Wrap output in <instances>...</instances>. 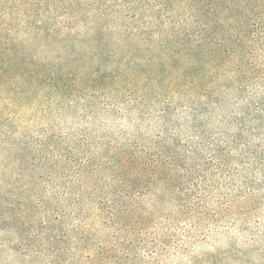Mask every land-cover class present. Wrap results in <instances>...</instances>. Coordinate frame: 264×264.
<instances>
[{
  "label": "trees",
  "instance_id": "trees-1",
  "mask_svg": "<svg viewBox=\"0 0 264 264\" xmlns=\"http://www.w3.org/2000/svg\"><path fill=\"white\" fill-rule=\"evenodd\" d=\"M4 154L15 264H172L251 223L264 0H0Z\"/></svg>",
  "mask_w": 264,
  "mask_h": 264
},
{
  "label": "rangeland",
  "instance_id": "rangeland-1",
  "mask_svg": "<svg viewBox=\"0 0 264 264\" xmlns=\"http://www.w3.org/2000/svg\"><path fill=\"white\" fill-rule=\"evenodd\" d=\"M117 0H101L104 7L114 4ZM111 28H116L117 34L121 30L118 22H114ZM73 31L80 36L90 37L94 34L91 28H87L82 24H77ZM114 39L117 38V35ZM79 49L77 46L76 50ZM115 59L112 56V60ZM72 116L69 113L68 118ZM37 125V129L44 126L40 118L32 119ZM25 124V122H24ZM6 157V154L0 157V196H2V188L7 179L5 162L1 158ZM10 174H8V177ZM6 206V202L0 198V207ZM257 218L252 219L251 223L244 225L239 223L231 228L229 233L223 229H218L208 240L199 242L196 250L190 254L182 253L177 255L172 264H197L200 259H208V264H264V208L259 211ZM247 230V231H246ZM7 234V233H3ZM9 237V235H7ZM0 244H9V241L2 235ZM0 245V264H15L17 259L14 254L6 250L7 245ZM193 262V263H192Z\"/></svg>",
  "mask_w": 264,
  "mask_h": 264
}]
</instances>
